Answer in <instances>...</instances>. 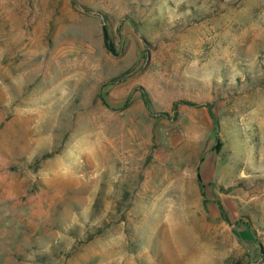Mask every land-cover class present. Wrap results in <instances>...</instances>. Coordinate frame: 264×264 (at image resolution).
I'll list each match as a JSON object with an SVG mask.
<instances>
[{
	"label": "rangeland",
	"instance_id": "obj_1",
	"mask_svg": "<svg viewBox=\"0 0 264 264\" xmlns=\"http://www.w3.org/2000/svg\"><path fill=\"white\" fill-rule=\"evenodd\" d=\"M240 263L264 0H0V264Z\"/></svg>",
	"mask_w": 264,
	"mask_h": 264
},
{
	"label": "trees",
	"instance_id": "obj_2",
	"mask_svg": "<svg viewBox=\"0 0 264 264\" xmlns=\"http://www.w3.org/2000/svg\"><path fill=\"white\" fill-rule=\"evenodd\" d=\"M105 30H107L106 27H105ZM107 42H108V41H107ZM176 108H177V107H176ZM210 111H211V110H210ZM218 206H219V209H220V212H221L222 217H224L227 221H229L228 218H227L226 212L224 211L223 206H222L221 204H218ZM240 264H241V263H240Z\"/></svg>",
	"mask_w": 264,
	"mask_h": 264
}]
</instances>
